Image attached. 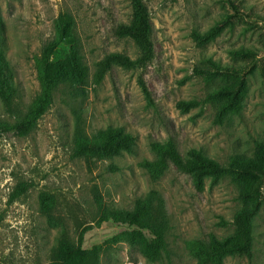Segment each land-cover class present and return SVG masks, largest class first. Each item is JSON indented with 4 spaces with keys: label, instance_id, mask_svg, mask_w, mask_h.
<instances>
[{
    "label": "rangeland",
    "instance_id": "obj_1",
    "mask_svg": "<svg viewBox=\"0 0 264 264\" xmlns=\"http://www.w3.org/2000/svg\"><path fill=\"white\" fill-rule=\"evenodd\" d=\"M143 1L153 60L128 68L111 59L96 83L112 55L140 57L134 40L116 35L132 21L131 0H0V124L30 111L41 90L38 59L66 15L64 43L74 44L89 68L87 84L72 81L54 92L30 134L0 135V264H51L66 243L99 247L100 264H213L199 249L214 238L229 242L235 215L253 207L242 198L248 177L204 175L197 188L173 163L157 177L150 163L159 158L154 142H172L183 156L196 150L226 166L264 165L257 155L264 145V0ZM221 23L212 40L196 39ZM242 83L238 110H225L223 90ZM182 101L199 104L185 110ZM109 128L132 135L131 150L104 157L79 149L81 138ZM21 187L27 190L18 195ZM261 191L252 256H227L222 264H264V183ZM144 199L166 227L158 260L145 252L149 231L129 236L132 228L105 218Z\"/></svg>",
    "mask_w": 264,
    "mask_h": 264
},
{
    "label": "trees",
    "instance_id": "obj_2",
    "mask_svg": "<svg viewBox=\"0 0 264 264\" xmlns=\"http://www.w3.org/2000/svg\"><path fill=\"white\" fill-rule=\"evenodd\" d=\"M133 7V18L129 24H120L116 29V35L119 37H129L138 45L141 54L135 60L123 55H112L107 63H102L101 68L96 74V83H99L109 66L111 59L121 63L125 67L133 68L136 66H145L151 62L155 56V48L152 40V21L143 0H131ZM59 21V32L54 43L50 44L38 59V77L41 85L40 93L32 103V107L18 121L8 124H0V135L5 132H15L19 136H26L32 132L37 122L42 118L54 99V92L61 86L71 84L72 81L80 84H87L89 77V68L84 61L83 55L74 44L68 46L64 40L68 37L67 27L71 22L69 15ZM224 23L214 26L203 36L195 35L200 41L212 40L223 28ZM69 39L66 40L68 42ZM64 43V44H63ZM63 45L67 51L58 50ZM0 63H2L0 61ZM3 68L0 66V75ZM143 92L150 98V92L146 84L140 80ZM240 87H228L223 90V94L228 96L225 110H238V98L240 96ZM212 98L215 97L211 96ZM198 101H182L180 106L188 110L191 106L198 105ZM133 137L125 133L120 128H109L107 131L98 133L93 138H81L78 146L84 153L93 155H102L111 157L120 154L122 151L131 150ZM154 150L159 158L150 163L153 167L155 177L161 174L169 165L173 163L177 168L184 170L195 177L197 188L203 186V176L211 175L215 178L233 175V178L240 181L242 178L252 179L250 190L243 195V200H252L253 207H247L240 210L234 218V233L229 242L212 239L208 246L199 249L198 254L203 261L213 264H222L227 256H247L251 257L253 252L254 237L252 232V219L257 214L262 204V185L264 183V165L254 163L232 162L229 165H223L218 161L207 157L196 150H191L187 156L181 155L172 142L160 143L154 142ZM257 155L264 161V145L257 146ZM27 190L21 187L18 195ZM106 219H112L114 222L127 225L133 231L124 234L133 236L135 232L142 233L143 230L149 231L153 237L147 240L145 252L152 260L160 258V250L166 246L165 232L166 227L162 225L156 208L148 199L138 200L133 210H111L105 214ZM99 247L84 249L74 243H66L60 247L55 254L51 264H100Z\"/></svg>",
    "mask_w": 264,
    "mask_h": 264
}]
</instances>
